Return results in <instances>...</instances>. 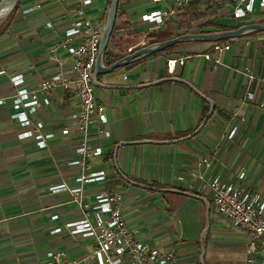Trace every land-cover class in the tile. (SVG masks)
<instances>
[{"label": "crops", "instance_id": "0c3cea01", "mask_svg": "<svg viewBox=\"0 0 264 264\" xmlns=\"http://www.w3.org/2000/svg\"><path fill=\"white\" fill-rule=\"evenodd\" d=\"M111 1L93 0L86 15L105 26ZM172 2L121 0L116 26L117 34L128 42L124 53L141 48L128 45L131 38L148 42L151 24L143 17L169 10ZM77 3L18 0L0 22V100H4L0 105V264H45L51 251H65L68 262L95 264L87 259L95 247L93 239L74 236L67 229L52 234L80 217L71 191L50 190L62 184L76 187V178L82 173L71 163L77 158L76 148L86 140L77 131L61 134L71 124V114L79 109L74 88H58L48 94L51 102L35 115V123H44V133L56 134L43 148L33 138L19 137L25 129L15 119L12 106L17 93L13 77L23 76V87L32 89L57 73L55 58H69L66 52L55 54L54 48L74 27ZM222 3L212 7L206 0L197 1L168 18L161 32L169 27L177 37L217 30L202 27L209 21L228 27L243 25L221 20L232 17ZM260 21L264 20L257 23ZM221 43L231 48L220 53L214 51V43L185 42L98 76L99 82L117 89H96L108 121L102 133L96 121L89 128L87 144L103 151V156L91 158L89 163L93 171H105L107 180L85 184V195L93 202L103 190L121 192L123 212L135 237L175 249L180 264H199L206 206L182 193L159 190L209 198L205 183L219 178L236 183L244 174L241 184L264 200V32ZM109 50L113 58L121 54L114 47ZM174 60L175 65L169 63ZM168 78L189 82L213 102L212 116L201 131L212 102L181 82H159ZM142 85L148 86L139 88ZM234 128L236 135L231 139L228 136ZM226 223L221 220L211 226L204 241L206 263L247 264L246 235L231 225L225 227ZM213 249L218 255L212 254Z\"/></svg>", "mask_w": 264, "mask_h": 264}, {"label": "built area", "instance_id": "2783aa9c", "mask_svg": "<svg viewBox=\"0 0 264 264\" xmlns=\"http://www.w3.org/2000/svg\"><path fill=\"white\" fill-rule=\"evenodd\" d=\"M160 2L163 0H153ZM169 10H159L145 15L144 21L151 25L146 36L161 31L166 26L168 18L178 12L191 7L200 0H172ZM215 7L219 2L226 5L229 14L243 24L257 23L264 20V0H206ZM93 0H78L76 14L77 21L74 27L64 33L57 46L55 54L66 52L69 58H55L57 73L49 79L43 80L32 89L23 87V76H15L11 82L17 93L13 96L12 106L15 110V119L25 129L20 134L21 139L33 138L38 147H46L49 140L55 138V133H44V123L34 122L38 110L48 105L51 99L47 96L58 88H74L75 99L79 109L71 114V124L62 130L63 136L71 135L73 131L80 133L85 143L76 148V159L73 166L80 167L82 173L76 178L77 186L70 188L65 184L53 186L52 192L71 191L79 209V219L66 224L65 228H56L52 234L69 230L74 236H82L94 240V250L87 259L95 264H180L179 254L175 249H164L152 245L147 241L137 239L128 227L123 212V195L113 188L103 190L93 202L88 201L85 195V184L104 182L107 180L103 170L93 171L89 160L103 156L101 147H92L87 144L90 126L96 121L99 124L98 132H104L108 121L106 107L96 96L97 87L94 85V71L100 50L101 37L104 26L95 24L87 15L86 9ZM232 6V10L229 7ZM118 21V19H117ZM140 47L147 46L146 40L139 43ZM229 44L214 43L215 52L227 51ZM132 52V49L129 50ZM211 59L210 55H206ZM216 62H219L217 60ZM174 65L176 60L170 61ZM183 63V62H182ZM254 79L253 77H251ZM264 79V78H263ZM254 99L253 94H248ZM4 100H0V105ZM237 128L229 134L234 138ZM207 167L211 164L204 161ZM244 174H240V182H224L220 178L205 183L212 208L211 213L219 219L228 222L232 229L246 235L248 243L247 264H264V200L261 195L248 190L241 184ZM59 216H54L58 219ZM65 251H51L47 254L45 264H79L68 262Z\"/></svg>", "mask_w": 264, "mask_h": 264}, {"label": "water", "instance_id": "95a60500", "mask_svg": "<svg viewBox=\"0 0 264 264\" xmlns=\"http://www.w3.org/2000/svg\"><path fill=\"white\" fill-rule=\"evenodd\" d=\"M11 0H1L0 1V13L5 9V7L9 4ZM120 1L121 0H112L111 1V7L108 11L107 15V21L104 26L103 34L101 37V43H100V50H99V55L97 58L96 66H95V71H94V85L97 88H104V89H117L116 86H111V85H106L98 80V76L101 74H108L113 72L114 70L121 68L128 63L143 57L147 55H153V54H158L160 52H164L165 50L181 44L185 42H205V43H217V42H223V41H228L232 39L239 38L243 35L252 33V32H264V23H249V24H243L237 29L234 30H229V31H220V32H213V33H201V34H182L180 36H177L176 38H173L169 41L163 42V43H158V44H153V45H147L141 48H138L137 50L129 53L126 55L124 58L118 60L117 62L113 63L112 65H106L105 63V56L108 51V48L110 46V41L112 38V35L114 33V29L117 23L118 19V12H119V7H120ZM17 2V0H16ZM162 81H174V82H181L185 84L186 86L190 87L196 94H198L202 99L205 101H210L212 102L209 98L204 96L197 88H195L192 84H190L187 81H184L179 78H168L164 80H160L159 82ZM149 84V85H154ZM148 85H142L140 87H147ZM214 104L212 102V111L207 117V119L204 121L203 125L201 128L198 130L201 131L202 128L206 125L210 117L212 116V113L214 111ZM158 144H164L165 142H154ZM127 145V144H126ZM122 178L126 179L125 176L121 174ZM127 180V179H126ZM129 181V180H128ZM139 187H143L147 190H157L156 188H153L151 186H146L142 184H136ZM163 192H176V193H182L184 195H187L189 197H192L194 199L200 200L204 202L206 206V226L202 232V251H201V256L199 263L200 264H207L205 260V254H206V247L204 245V241L207 237V234L210 231L211 228V202L207 197L204 196H199L197 194H192L188 192H181V191H176V190H159Z\"/></svg>", "mask_w": 264, "mask_h": 264}, {"label": "trees", "instance_id": "16d2710c", "mask_svg": "<svg viewBox=\"0 0 264 264\" xmlns=\"http://www.w3.org/2000/svg\"><path fill=\"white\" fill-rule=\"evenodd\" d=\"M118 15H120V12H118ZM260 22L264 23V21H260ZM240 26H242V25H238V26H235V27H228V26H223V25L221 26V25H219V24H217L216 22H213V21H209V22H207V23L202 25L203 28H206V27L207 28H213L214 27L215 29H217V30L210 31L208 33H213V32H217V31L219 32V31L234 30V29L239 28ZM117 31H119V28H117V26H115L114 33H113L111 41H110V48L114 47L116 49H119L121 51V54L113 58L112 53L110 52V50L108 48V51H107L106 56H105V62L108 61L109 65H112L113 63L117 62L118 60H120V59L124 58L126 55H128V54L123 52L126 49V46H127L128 42L125 41L122 36H119L117 34ZM178 36H180V35H178ZM173 38H176V37H174V34H173V32L171 31V29L169 27L167 28V30H165L163 32L160 31V32H158V34L157 33H150L146 37V39L148 40V44L149 45L163 43V42L169 41V40H171ZM140 40H138L137 38L136 39H134V38L132 39L131 38V40H130L128 45H133V46L138 45L140 43ZM232 40H235V39H232ZM175 46H173V47H171V48H169V49H167L165 51H168V50L174 48ZM160 53H163V52H160ZM160 53H158V54H160ZM158 54H154V55H158Z\"/></svg>", "mask_w": 264, "mask_h": 264}, {"label": "rangeland", "instance_id": "374dc122", "mask_svg": "<svg viewBox=\"0 0 264 264\" xmlns=\"http://www.w3.org/2000/svg\"><path fill=\"white\" fill-rule=\"evenodd\" d=\"M18 1V0H17ZM229 9L230 10H232V6H230L229 7ZM221 20H223V22H227V23H229V22H233V23H238L239 22V20L238 19H236V18H232V17H230V16H226V17H223V18H221ZM116 25H117V23H116ZM153 33H156V32H153ZM157 34H158V32H157ZM135 41V40H134ZM147 45H149L148 44V42H147ZM212 225L211 226H213V224L215 225V224H217V222H220L221 221V219H219L217 216H214L213 217V214H212ZM220 220V221H219ZM224 226L225 227H229V228H231L230 227V224H228V222L226 223V224H224ZM207 238V237H206ZM206 240V239H205ZM229 244H233L234 242H228ZM246 243H247V245H248V243H249V241H247L246 240ZM214 252H215V254H217L218 255V251L217 250H215V249H213L212 250V254H214ZM235 260H238V258H236Z\"/></svg>", "mask_w": 264, "mask_h": 264}, {"label": "bare ground", "instance_id": "6f19581e", "mask_svg": "<svg viewBox=\"0 0 264 264\" xmlns=\"http://www.w3.org/2000/svg\"><path fill=\"white\" fill-rule=\"evenodd\" d=\"M15 3H16V0H11L9 4L5 7V9L0 13V22H2L7 17V15L11 12Z\"/></svg>", "mask_w": 264, "mask_h": 264}]
</instances>
